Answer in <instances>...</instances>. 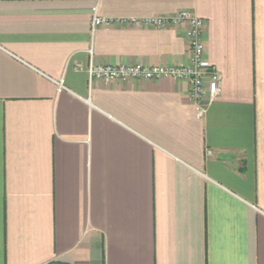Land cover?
<instances>
[{"label": "crops", "instance_id": "obj_1", "mask_svg": "<svg viewBox=\"0 0 264 264\" xmlns=\"http://www.w3.org/2000/svg\"><path fill=\"white\" fill-rule=\"evenodd\" d=\"M180 12L202 117L187 81L89 82L188 64V23L146 24ZM0 264H264V0H0Z\"/></svg>", "mask_w": 264, "mask_h": 264}, {"label": "built area", "instance_id": "obj_2", "mask_svg": "<svg viewBox=\"0 0 264 264\" xmlns=\"http://www.w3.org/2000/svg\"><path fill=\"white\" fill-rule=\"evenodd\" d=\"M122 20L95 16L92 21V32L100 27H111L122 23ZM188 23L187 33L190 48L189 63L183 66H147L141 63L109 65L95 64L92 60L86 69L89 82L100 80L104 82H156L172 79L178 82L191 83V98L202 117L206 106L213 102L219 92L220 75L206 57V47L203 41L205 20L190 12H180L171 18H154L146 20V24L163 26L166 24L180 25ZM93 56L92 49L89 51ZM60 87L63 81L59 82Z\"/></svg>", "mask_w": 264, "mask_h": 264}]
</instances>
